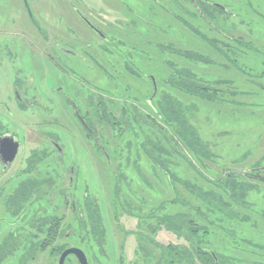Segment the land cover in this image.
Instances as JSON below:
<instances>
[{"label":"trees","instance_id":"trees-1","mask_svg":"<svg viewBox=\"0 0 264 264\" xmlns=\"http://www.w3.org/2000/svg\"><path fill=\"white\" fill-rule=\"evenodd\" d=\"M164 1L168 7L162 11L169 13L166 14L167 24L163 23L157 30H151L144 24L147 33L154 31L155 35L165 38L169 34L173 36L171 26L174 27V33L179 31L181 34L183 27L188 28L191 22H200L199 24H205L222 40L208 38L197 30L194 32L196 36L213 51L219 54L226 52L223 55L229 65L236 64V59L230 58V52L233 55V52L247 50L243 59L248 61V68L253 71L258 69L260 72L257 78H253L251 72H245L238 67L245 74L249 81L246 84L252 90L248 87L240 91L239 87H236L234 92L229 90L232 80L206 81L189 66H181L174 61L160 59L168 70L167 75L160 78L151 74L155 73L157 68L154 70L150 64L145 66L143 74L131 70L127 62H123L126 75L132 76L143 87H133V84L129 83L121 87L122 94L116 95L122 98L121 105L112 103L104 96L103 99L94 100L95 96L90 95V101L87 102L91 107L90 111L99 109L101 117L86 116L84 121L96 137L95 147L102 157L104 171L107 172L108 178L112 175L105 193L111 220L118 230L120 218L135 222L134 228L125 232L120 230L135 241L133 256L127 261L128 264H133L135 258L142 264H264L261 260L263 257L259 255L264 251V245L254 237L251 240L239 237L240 225L244 224L254 231L259 229L260 224L264 227V203L251 201L250 198L251 194L262 193L261 190L264 189V170H261L263 167L225 169L215 178L206 177L202 169H206L207 163L214 161L216 156L210 143L200 137L191 116L199 109L193 100L218 106V103L223 102L222 96L225 94L248 96L258 93L256 90L260 85L257 80L264 79V53L251 48L241 37H234L233 32L239 31L243 21L251 20L245 17L248 13L249 16L264 21V13L260 12V8L264 11V0ZM258 2H261V5ZM185 3L189 4L190 8ZM232 19H238L237 23L240 24H235ZM131 32L125 28L115 34L114 37L119 35L117 43L128 45L127 52H151V40L144 37L128 39L127 36H130ZM141 34L144 35V30ZM130 40L136 42L135 46L128 44ZM109 44H113L112 40ZM157 49L188 62L211 64L205 56L182 52L171 44H158ZM110 52L114 51H106L109 57H113ZM118 54L126 61L120 52ZM102 74L108 81H116L115 74L103 68ZM220 86H226V90ZM260 90L264 92L263 87ZM104 93L109 97L108 92ZM148 96L152 98L150 104L147 102ZM139 101L143 103L145 114L135 107ZM184 101L190 102L188 104ZM236 106L239 109H252L255 103ZM108 131L115 135V144L109 140ZM131 136L137 139L135 143ZM118 141L127 147L124 157V150L115 148ZM146 166H149V170L144 169ZM129 170L135 178L130 177ZM147 171L152 181L146 176ZM56 174L61 173L56 170ZM58 175L55 182L41 190L42 193L52 189L53 194L48 200L46 212L40 213L39 224L36 228L26 230L19 243L7 249L6 257L17 255L20 262L25 261L22 264H34L42 258L46 264H58L57 261L64 250L78 248L86 255L88 264H97L96 253L108 263L106 230L96 194L89 191L88 185L83 184L84 191L80 202H73L67 191L72 190L73 182L78 178L76 172L73 171L70 187L68 177L65 180L63 176ZM58 180L62 184L67 182V188H64V185L59 186ZM155 184L161 190L163 185L166 186L168 192L165 193H168V197L159 198L160 201L154 200L152 203V197L160 192ZM65 196L68 199L64 200ZM62 207L69 209L67 218L65 214H55L56 211H61ZM48 208L52 212H48ZM61 228L77 236L73 246L66 243L65 234L63 236L60 233ZM261 230L264 231V228ZM232 240L244 244L247 250H241L242 256H235L238 252H229L228 247ZM233 244L235 245L234 242ZM243 257L248 260H243ZM65 264L78 263L70 256Z\"/></svg>","mask_w":264,"mask_h":264},{"label":"rangeland","instance_id":"rangeland-1","mask_svg":"<svg viewBox=\"0 0 264 264\" xmlns=\"http://www.w3.org/2000/svg\"><path fill=\"white\" fill-rule=\"evenodd\" d=\"M158 1L161 4L157 6L149 0H0V53L3 55L4 52L11 54H15V52H30L33 56V62L30 63L33 68L29 71H35L34 74L26 73V67L29 65L26 56V59L19 65V73H16L17 75L14 74L13 68L11 67L14 64L16 65L14 59L0 63L2 65L0 69V109L4 110L2 106L14 107V102L9 103L6 100V96L9 95L12 89V82L15 77L21 81L28 77L31 83L32 81H37L40 84L39 86L42 85L46 88H53L58 84L66 88L67 94L71 96L73 106L74 103L76 105V109L74 108L75 106L69 108V105H67L68 102L65 100L66 97L63 96V98L61 97L59 99L61 101L60 105H54V107L57 106V109L55 108L56 118L49 119L50 122L35 123L34 120L21 117L16 111L11 109L19 117L18 119L21 122L29 124L30 129L37 126L39 128L37 129L39 134L42 132L44 134L48 133L49 137L55 142V146L59 145L65 152L63 158L52 159L50 164L47 160L46 163L50 169L57 170L62 175L69 168L76 172L78 178L73 182L72 190L70 192L67 191L69 196H72L71 199H73V202H80L85 184L89 186V191L96 194L100 203V210L106 230V251L108 256L107 263L96 253L98 259H95V262L97 264H122V258L124 261L123 264H128L127 261H130L133 256L135 241L133 237L125 236L123 232L134 228L135 222L130 219L120 218L118 225H120V230L123 231L121 233L117 225L115 226L111 220L106 201L107 195L105 193L109 187L110 178L112 180V175L108 178L107 172L104 171L102 157L95 147V144H97L95 135L91 136L89 130L84 126L85 123L83 124L82 121L81 123L74 115L78 111L83 116V107L90 118L94 115L99 118L101 117V112H98L99 109L93 112L90 111L91 107L87 103L90 101V95L91 97L95 96L94 100H98V98L103 99L104 96V98H108L112 103L121 105L122 98L116 96L121 93V87H125L128 83L133 84V87H143L132 76L129 77L126 75L123 62H127L131 70L143 74V71L146 69L145 66L148 67L150 64L154 70L157 68V71L151 74L160 78V76L165 77L168 72L167 67L162 65L160 59L161 61H174L175 64L189 66L197 75L199 74L205 78L206 81L232 80L233 83L229 86V90L234 92L236 87H239L240 91L248 87L250 88L246 84V82H249L248 79L240 70L251 72L253 78H257L260 72L258 69L253 71L248 68V61L243 59L248 52L247 50L233 52V55L230 52V58L236 59V64L229 65L223 55L226 52L219 54L213 51L196 36L194 32L197 30L208 38L222 40L218 34L210 31L205 24H199L200 22H191L188 28L183 27L181 34L179 31L174 33V27L171 26L173 36L169 34L165 38L155 35L154 31H152L153 33H147V29H144V24L145 26H149L151 30H157V28L162 27L163 23L164 25L167 24L166 14L169 13L162 10H165L168 6L164 0ZM258 4L261 5V2H258ZM185 5L190 8L189 4L185 3ZM147 10L149 11L147 12ZM260 10V12L264 13L261 8ZM76 13L86 17L90 23H94L95 26L106 33L113 44H108V48H106L107 44H103L99 38L86 29L77 18ZM245 17L251 19L247 20L251 24L243 21V26L239 25V31L233 32V36L241 37L243 42L249 44L251 48H254L260 53H264V39L261 38L264 37V21L257 19L255 16H249V13ZM231 21L235 24H240V22L237 23L238 19H232ZM125 28L132 31L131 35L127 36L128 39H133L134 37L150 39L152 42L150 47L151 52H140L139 50L127 52L128 45H119L117 43L119 35L115 36L116 38L114 35L118 34L119 31L125 30ZM143 30L144 35L141 34ZM111 33L112 36L110 35ZM135 43L130 40L128 44L135 46ZM158 44H171L175 48L181 49L182 52L187 51L189 53L201 54L211 61V64L192 63L182 60L171 53L159 51L157 49ZM61 48L67 49L73 56L68 57L60 52ZM109 50L114 51L110 52V54L114 55L113 57H109V54L106 53ZM118 52L121 53V56L126 61L120 58ZM55 55H59L62 61L54 60ZM52 60L55 62L54 64ZM121 61L122 64H120ZM58 64L62 65L61 69L56 66ZM238 67H240V70ZM102 68L109 73L115 74L116 81H108L107 77L102 74ZM14 69L17 70V66ZM152 79L155 82L154 78ZM257 83L260 85V88L256 90L258 93L255 95L225 94L222 96L223 102L218 103V106L193 100L194 105L199 108L198 111L191 115L193 125L198 130L200 137L210 143L211 150L216 156L214 161L207 163L206 169H202L206 177L215 178L225 169L264 167V92L260 90L262 87L264 88V79L257 80ZM154 84V93H156V83ZM220 88L224 91L226 90V86H220ZM41 90L43 91V88H39V91ZM250 90L252 89L250 88ZM104 92H108L109 97ZM151 101V96H148L147 102L150 104ZM184 102L189 104L190 101ZM243 103L250 105L255 103V106L252 109L237 108L238 106L236 105ZM96 104L98 105V103ZM135 107L145 114V109L141 101L135 104ZM116 116L119 117L118 114ZM5 120L6 127L9 131L16 132L19 135L20 141L27 144V157L29 154L28 148L31 146V141L27 140L29 126H21L8 116L5 117ZM100 133L98 134L99 136ZM108 133L109 140L112 141V144H115V135H111L109 131ZM130 138L134 143L137 141L132 136ZM115 148L124 150L123 157L125 156L127 147L124 143H117ZM18 159L13 165L12 171L16 166H20L17 164ZM144 169L149 170V166H146ZM129 172L130 177H132V172L130 170ZM146 176H148L149 181H152L148 171ZM132 178L135 177L133 176ZM57 182L59 186L64 185V188H67V182L63 184L59 180ZM137 183L140 186L138 181ZM155 186L157 187L156 184ZM22 189L25 196L28 190L32 189V186H23ZM158 189L160 191L159 195L152 197V203L154 200L160 201L159 198L165 199L168 197V193H165V191L168 192L166 186L164 187L163 185L162 190L157 187ZM261 191L262 193L251 194V201L255 200L257 203H264V189ZM21 192L22 190L19 193ZM37 192V197L40 199L39 205L43 211V209L45 210L42 204L43 196L40 193V189H37ZM48 212H52V210L48 208ZM55 214H65L67 218L70 213L67 208L56 211ZM262 228L264 227L260 224L259 229L254 231L248 226H244V224L243 226L240 225L239 237L243 240H251L254 237L257 242H261L264 245V231L261 230ZM4 231H8V229L6 228ZM60 233L63 236L64 234L65 236L67 235L65 239H67L66 243L69 246L74 245L77 236H74L71 232L63 228H61ZM172 241L175 242L174 239ZM232 241L229 243V252H238L235 256L239 254L242 256L241 250L246 249L244 244L236 240L233 241L235 243L234 245ZM10 245L11 240L8 239L4 247L7 246L10 248ZM259 255L263 257L261 260L264 261V251H261ZM18 258L19 256L17 255L8 258L3 264H22L25 262H20ZM245 259L248 260V258L243 257V260ZM34 264H46V262L42 258L40 261H35ZM133 264L142 263L138 258H135Z\"/></svg>","mask_w":264,"mask_h":264},{"label":"flooded vegetation","instance_id":"flooded-vegetation-1","mask_svg":"<svg viewBox=\"0 0 264 264\" xmlns=\"http://www.w3.org/2000/svg\"><path fill=\"white\" fill-rule=\"evenodd\" d=\"M149 1L154 2L157 6L161 4L158 0ZM76 16L86 29L99 38L103 44L110 43V38L107 37V34L95 26L94 23H90L86 17H83L78 13H76ZM88 23L91 24L97 31L102 33L101 37L88 26ZM110 35L112 36V33ZM60 52L64 53L68 57L73 56V54L65 48H61ZM25 56L28 58L29 63L26 67V73L34 74V70L29 71L33 68L32 64H30L33 62V56L30 52H15V54L4 52L3 55L0 56V63L4 61H12L14 59V63H16V65L14 64L11 67L13 68L14 74L17 75L16 73H19V65L24 59H26ZM54 60L62 61L59 55H55ZM54 63L55 62L53 61V64ZM1 66L2 65H0V69L2 68ZM16 66L18 68L17 70L14 69ZM56 66L61 69L62 65L58 64ZM39 85L40 84H38L37 81H32L31 83L28 80V77L22 81L15 77L12 82V89L9 95L6 96V100L9 103L14 102V107L11 108L21 117L32 119L35 123L50 122V120L56 118L55 108L57 109V106L54 107V105H60L61 101L59 99L61 97L63 98V96L66 97L65 100L68 102V104L66 103L69 105L68 107L73 108L75 106L74 108L76 109L75 103L73 106L71 96L67 94V90L64 86L58 84L56 87L46 88ZM39 88H43V91H39ZM56 98H58L59 101L56 100ZM2 107L4 110L0 109V264L5 263L8 259V257H6L7 249H11L14 244L17 245L26 230L29 231L31 228H36L39 224L40 213L46 212L48 200L51 199L53 194L52 189L42 191V193L41 190L43 187L45 188L46 185H50L55 182V177L58 175L56 174V170L50 169L47 166L46 162L48 160L50 164L52 159H61L65 154L59 145L55 146V142L49 137L48 133L44 134L42 132L39 134L37 130L39 128L37 126L30 129L29 124L21 122L10 106ZM82 109H84L83 116H81L78 111L74 115L84 124L86 116L88 115L86 114L85 108L82 107ZM6 116L10 117L21 126H29L27 140L31 141V146L28 148L29 154L27 157V144L20 141L19 135L16 132L9 131L6 127ZM84 126L86 127L85 124ZM89 134L91 136L94 135L90 130ZM17 159V164L20 166H16V168L12 171L13 165ZM72 174L73 171L69 168L63 175L59 174L58 177L63 176L65 180L66 177H68V184L70 187ZM29 185L32 186V189H27L28 193L24 196L22 187H27ZM39 186L40 188H38ZM36 187L37 189H40V193L43 196L42 204L45 208L43 211L39 205L40 199L37 197L38 192ZM21 190L22 192L19 193ZM66 199H68L67 196L64 197V200ZM62 208L65 209V207ZM6 228L8 231H4ZM7 238L11 240L10 248L7 246L4 247L8 240Z\"/></svg>","mask_w":264,"mask_h":264},{"label":"water","instance_id":"water-1","mask_svg":"<svg viewBox=\"0 0 264 264\" xmlns=\"http://www.w3.org/2000/svg\"><path fill=\"white\" fill-rule=\"evenodd\" d=\"M88 26L93 29L100 37L102 35V33H100L99 31H97L91 24L88 23ZM13 157V155H12ZM14 158V157H13ZM261 170H264V167L261 168ZM65 238H67V235L65 236ZM74 257L77 261L78 264H88L86 255L84 254V252L78 248H68L66 250H64L59 259H58V264H65V261L68 257Z\"/></svg>","mask_w":264,"mask_h":264}]
</instances>
